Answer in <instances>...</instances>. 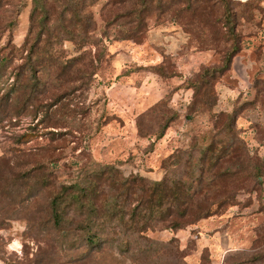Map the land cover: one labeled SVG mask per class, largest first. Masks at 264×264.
<instances>
[{"label":"rangeland","instance_id":"374dc122","mask_svg":"<svg viewBox=\"0 0 264 264\" xmlns=\"http://www.w3.org/2000/svg\"><path fill=\"white\" fill-rule=\"evenodd\" d=\"M212 3H216L212 23L219 21L213 28L219 32L218 45H202L200 37L187 33L186 14L181 21L169 15L158 19L154 14L141 44L111 37L87 46L91 56L104 55L91 84L84 87L81 82L65 81L61 87L54 84L46 96L40 95V103L48 106L55 104L56 96L68 94L59 106H52L50 124L42 122L43 107H30L21 117L0 115V157L15 147L12 139L38 134V139L23 147L27 151L38 145L53 147L57 156L53 171L60 181L71 180L82 170L108 166L119 168L126 177L160 181L167 171L170 176L190 174L193 166L196 170V164L205 160V177L211 172H234L216 182L218 191H230L232 200L217 215L181 231L159 228L149 231L147 238L121 235L102 252L90 253L76 237L50 238L38 228H29L19 206L25 189L14 180V184L7 181V186L3 182L0 258L4 263L264 264V0ZM101 8L102 3L87 9L100 23ZM32 9L33 0H0V52L7 45L22 50L28 40L0 79V97L11 94L13 98L8 111L16 109L13 88L20 57L27 55L38 32L36 27L30 36ZM234 46L241 51L231 70L207 86L213 90L218 82L219 103L214 111L219 114L197 103L191 109L194 90L189 87L200 81L204 70L222 67ZM55 47L67 58L80 55V48L70 42ZM39 59L35 56L34 62ZM61 104L65 108L59 110ZM165 125L168 129L158 138ZM228 144L233 146L231 153H221ZM211 145L213 152H208ZM178 158H182L180 164ZM46 200L45 194L39 197V211L46 208ZM44 216H36L38 222Z\"/></svg>","mask_w":264,"mask_h":264},{"label":"trees","instance_id":"16d2710c","mask_svg":"<svg viewBox=\"0 0 264 264\" xmlns=\"http://www.w3.org/2000/svg\"><path fill=\"white\" fill-rule=\"evenodd\" d=\"M211 1L33 0L30 36L36 27L38 32L27 55L20 57L22 64L16 68L18 75L13 88L16 109L8 111L10 102L13 101L11 94L2 96L0 115L6 119L11 116L21 117L30 107H36V110L43 107L45 113L42 122L50 124L53 119L52 106H59L68 94L64 92L56 96L55 104L48 106L40 103L39 96H46L54 84L57 86L59 83L61 87L65 81L81 82L82 86L87 87L98 74L104 55L99 56V53L93 57L85 48L100 45L111 37L113 40L141 44L149 33V20L154 14H157L158 19L169 15L180 21L186 14L187 33L200 37L202 45H218L220 39L219 32L215 31V23L219 24V21L217 19L212 23L216 3L210 4ZM100 3L101 23L92 11H87ZM65 42L79 47L80 55L65 57L55 47ZM25 44L22 50L15 45H7L0 52V79L6 76L7 69L16 60V54L22 53L28 40ZM240 51V48L234 46L222 67L204 70L200 81L189 87L194 90L193 100L189 105L191 109L197 103L201 108L210 106L208 112L219 114L214 111L219 102L218 82L213 85V90L207 89V86L210 87L212 80L231 70L233 59ZM35 56L40 57L37 63L34 62ZM200 96L202 99L198 100ZM59 108L62 110L65 106L61 104ZM37 114L36 112L34 117ZM138 123L139 132L142 133V125ZM229 124L231 132L233 124ZM168 127L169 125H165L161 129L158 138L164 136ZM38 138V134L16 137L12 139L15 147L0 157V196L4 193L1 187L3 182L4 186H7V181L12 184L13 180L20 182L25 190L20 197L19 206L29 228H38L50 238L51 235L54 238L76 237L82 240V247L90 253L102 252L106 246L115 244L117 237L121 235L147 238L149 231L159 228L178 232L197 225L217 215L233 198L230 191H218L216 182L228 178L230 174L234 176V172L225 171L213 175L210 171L209 177H205V170L202 169L205 160H200L203 163L200 166V162L196 164V170L193 166L190 174L170 176L167 171L160 181L138 175L126 177L115 166L96 167L90 172L82 170L71 180L60 181L53 171V166L57 163L53 147L38 145L28 151L24 149L25 144ZM212 147L213 145L208 148V152H213ZM232 147L229 144L222 146L221 153H231ZM173 158L174 154L168 159ZM220 160L221 156L215 159L213 166H218ZM181 161L182 158H178L177 164ZM163 168L166 170V164ZM42 194L47 197L46 208L39 211L38 199ZM41 213H45L46 217L38 222L36 216ZM70 246L75 248L73 243ZM127 248L129 243L125 246ZM121 250H124L123 244Z\"/></svg>","mask_w":264,"mask_h":264},{"label":"crops","instance_id":"0c3cea01","mask_svg":"<svg viewBox=\"0 0 264 264\" xmlns=\"http://www.w3.org/2000/svg\"><path fill=\"white\" fill-rule=\"evenodd\" d=\"M218 90V89H217ZM219 103V102H218ZM218 106V105H217ZM1 230H0V235H1ZM0 264H5L4 261L0 258Z\"/></svg>","mask_w":264,"mask_h":264},{"label":"water","instance_id":"95a60500","mask_svg":"<svg viewBox=\"0 0 264 264\" xmlns=\"http://www.w3.org/2000/svg\"><path fill=\"white\" fill-rule=\"evenodd\" d=\"M240 1H251V0H240Z\"/></svg>","mask_w":264,"mask_h":264}]
</instances>
